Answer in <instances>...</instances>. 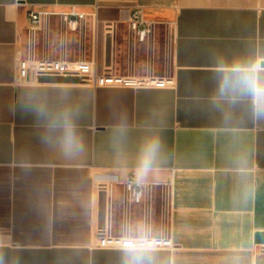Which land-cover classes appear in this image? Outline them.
<instances>
[{
  "label": "crops",
  "instance_id": "obj_1",
  "mask_svg": "<svg viewBox=\"0 0 264 264\" xmlns=\"http://www.w3.org/2000/svg\"><path fill=\"white\" fill-rule=\"evenodd\" d=\"M71 6L87 14L84 58L100 72L172 85L18 78L28 12ZM136 7L150 24L141 43ZM41 42L35 32L36 57L59 58ZM226 77L249 87L222 90ZM65 116L82 143L71 154ZM150 140L159 151L134 202L123 183ZM107 223L171 246L100 248ZM0 264H264V0H0Z\"/></svg>",
  "mask_w": 264,
  "mask_h": 264
},
{
  "label": "built area",
  "instance_id": "obj_2",
  "mask_svg": "<svg viewBox=\"0 0 264 264\" xmlns=\"http://www.w3.org/2000/svg\"><path fill=\"white\" fill-rule=\"evenodd\" d=\"M86 15L85 12L78 11L74 6L62 12L32 8L28 12L30 25L27 31V53L25 58H20L18 61V78L26 79L31 76L35 79L39 77L73 79L91 84L94 87L158 88L172 85L173 81L169 77H133L115 75L106 70L100 72L97 69L94 53L89 59L84 57L78 59L36 57L34 55L32 47L35 32L44 30L54 16L58 17L65 30L73 33L82 29ZM91 19L92 26L95 28V13L91 14ZM94 28L93 38L95 36ZM128 29L129 39L132 42L141 43L148 38L150 24L144 18L142 7H136L130 12ZM123 187L124 191L131 195L132 201L138 202L140 200L142 184L138 179L137 169L131 170L123 183ZM99 232L97 244L100 248H129L136 244L141 249H161L171 246L170 240L165 237L127 238L113 236L108 223Z\"/></svg>",
  "mask_w": 264,
  "mask_h": 264
},
{
  "label": "clouds",
  "instance_id": "obj_3",
  "mask_svg": "<svg viewBox=\"0 0 264 264\" xmlns=\"http://www.w3.org/2000/svg\"><path fill=\"white\" fill-rule=\"evenodd\" d=\"M244 88L249 87L247 82L243 78H229L226 77L221 84V89L226 90L229 88ZM61 127L63 129V135L61 138V147L63 150L71 154L79 151L82 148V143L76 133L75 125L71 122V119L67 116L62 118ZM158 140H150L142 147L137 161V175L138 178H144L153 169V165L156 161V157L159 151ZM131 256L136 257L142 253L143 249L138 244L129 247L126 250Z\"/></svg>",
  "mask_w": 264,
  "mask_h": 264
},
{
  "label": "rangeland",
  "instance_id": "obj_4",
  "mask_svg": "<svg viewBox=\"0 0 264 264\" xmlns=\"http://www.w3.org/2000/svg\"><path fill=\"white\" fill-rule=\"evenodd\" d=\"M51 31L48 33L44 30L37 31L41 34L42 42L39 45V49L42 50L44 47L49 48L50 56L54 57H65L67 59H78L79 57L88 58L91 54V29L86 27V44L82 42V38L85 39L84 29L70 33L60 24L57 19H51L50 22ZM86 45V47H85Z\"/></svg>",
  "mask_w": 264,
  "mask_h": 264
},
{
  "label": "water",
  "instance_id": "obj_5",
  "mask_svg": "<svg viewBox=\"0 0 264 264\" xmlns=\"http://www.w3.org/2000/svg\"><path fill=\"white\" fill-rule=\"evenodd\" d=\"M106 58H107V56H106ZM38 79L45 81V80H48V79H51V78H49V77H39Z\"/></svg>",
  "mask_w": 264,
  "mask_h": 264
}]
</instances>
